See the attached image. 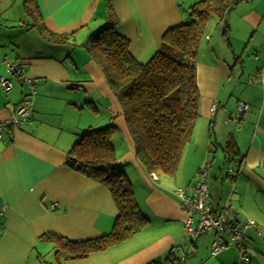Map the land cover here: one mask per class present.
Segmentation results:
<instances>
[{
  "label": "crops",
  "instance_id": "1",
  "mask_svg": "<svg viewBox=\"0 0 264 264\" xmlns=\"http://www.w3.org/2000/svg\"><path fill=\"white\" fill-rule=\"evenodd\" d=\"M196 1L111 0L110 18L104 0H35L47 30L72 33L67 41L52 43L32 27L33 18L26 19L24 0H0V56L6 54L34 79L29 123L17 127L6 122L30 89L13 78L10 90L0 87V264H237L232 244L209 255L211 230L197 235L211 237L199 256L196 240L187 246L184 213L172 192L188 184L219 149L225 161L230 158L227 166L239 172L230 183L211 162V206L224 210L230 222L256 223L244 232L254 250L248 264H264V0L243 1L228 14L229 44L222 40L229 51L207 34L208 43L198 46L199 115L172 177L157 174L155 179L145 172L121 106L84 46L115 19V30L129 40L132 56L145 62L168 28L189 21V6ZM0 76H6L2 61ZM240 99L249 110L236 128L225 119L236 115ZM213 101L217 107L211 114ZM110 123L116 126L111 144L117 164L148 224L103 251L71 258L42 235L56 233L77 242L111 230L117 210L109 190L65 165L67 151L87 128ZM229 138L231 156L224 150ZM224 238L228 241L229 235Z\"/></svg>",
  "mask_w": 264,
  "mask_h": 264
},
{
  "label": "trees",
  "instance_id": "2",
  "mask_svg": "<svg viewBox=\"0 0 264 264\" xmlns=\"http://www.w3.org/2000/svg\"><path fill=\"white\" fill-rule=\"evenodd\" d=\"M243 1L246 0H198L191 4L189 21L168 28L157 50L145 62L132 56L129 40L115 30V19L87 39L84 46L121 106L135 156L148 174L171 176L183 145L191 138L199 115L195 66L204 22L211 16L222 21V37L229 44L227 17ZM23 7L34 20L32 27L47 41L62 43L72 38V33L56 34L44 27L35 0H24ZM104 7L111 18V0H104ZM115 132L112 123L87 128L67 151L65 165L105 186L117 210L111 230L97 238L75 242L56 233L42 235L58 249L67 251L71 258L103 251L148 224L137 206L131 182L117 164L111 144ZM233 148V140L229 138L224 150L231 156ZM146 264L158 263L151 260Z\"/></svg>",
  "mask_w": 264,
  "mask_h": 264
},
{
  "label": "built area",
  "instance_id": "3",
  "mask_svg": "<svg viewBox=\"0 0 264 264\" xmlns=\"http://www.w3.org/2000/svg\"><path fill=\"white\" fill-rule=\"evenodd\" d=\"M0 61L5 66L6 76H0V87L3 90L12 88V77L17 79L22 85H26L30 92L22 96L21 100L16 104L14 117L9 119L6 125L17 127L22 123H29L31 114V98L34 93V79L28 77L25 71L15 63L8 60L7 55L0 56ZM217 102L213 101L209 106L211 114L214 113ZM249 110V103L240 99L236 103V115H230L225 119L227 124H233L238 128L244 121ZM5 125V126H6ZM2 128V127H1ZM211 157H206L204 164L198 168L191 181L185 186L175 187L172 192L178 198L181 209L184 213L183 234L186 237L194 239L200 233L207 230L213 232V238L209 245V255L215 256L227 245H234L239 264H247L250 257L254 254L253 248L247 243L245 230L249 227L256 228L253 220L246 219L240 223H233L225 218L224 210H214L211 206V197L209 194ZM238 168L233 166L226 167L227 177L232 183L233 178L238 174ZM153 178H156L153 175ZM56 204H52L54 208ZM229 235V240H225L224 234ZM258 235L261 232L257 230Z\"/></svg>",
  "mask_w": 264,
  "mask_h": 264
},
{
  "label": "rangeland",
  "instance_id": "4",
  "mask_svg": "<svg viewBox=\"0 0 264 264\" xmlns=\"http://www.w3.org/2000/svg\"><path fill=\"white\" fill-rule=\"evenodd\" d=\"M28 21H30L32 19V17L30 16H27L26 18ZM222 30H223V23L222 21H218V19L215 17V16H211L209 17L203 24V31H204V35L207 34L208 35V38H211L212 39V42L214 41H218L220 42L224 48L228 50V48L226 47L225 43L223 42L222 40ZM204 35L202 36L200 42H199V45L203 44V43H208V41H206L204 39ZM237 71V70H236ZM15 81L16 79L14 77H12ZM188 142V141H187ZM185 142V144L187 143ZM184 144V145H185ZM183 145V146H184ZM183 149V148H182ZM181 153H182V150H181ZM211 156H212V165L213 167L215 168L217 165L219 166V169H220V172L223 174V173H226V167L228 164H230V162H228L230 160V158H228V156L226 157L228 161H225V159H223V155H222V151L221 149H219V151H214L211 153ZM178 165V164H177ZM177 168V166H176ZM176 168L175 170L173 171L171 177L176 173ZM158 175H162L161 173H158ZM226 176H227V173H226ZM228 178V177H227ZM186 244L188 247H192L191 246V242L195 241L198 242L197 246H198V256L203 253V247H204V244H205V240H211V237L209 238L208 234L206 235H200L198 236L196 239H191L189 237H185L184 238ZM238 255V254H237ZM196 259H198V257H196Z\"/></svg>",
  "mask_w": 264,
  "mask_h": 264
}]
</instances>
